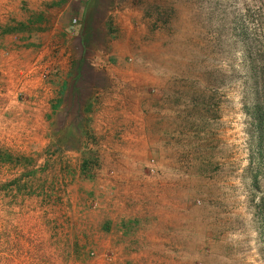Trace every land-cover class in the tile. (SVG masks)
<instances>
[{"label":"rangeland","instance_id":"obj_1","mask_svg":"<svg viewBox=\"0 0 264 264\" xmlns=\"http://www.w3.org/2000/svg\"><path fill=\"white\" fill-rule=\"evenodd\" d=\"M0 264H264V0H0Z\"/></svg>","mask_w":264,"mask_h":264},{"label":"crops","instance_id":"obj_2","mask_svg":"<svg viewBox=\"0 0 264 264\" xmlns=\"http://www.w3.org/2000/svg\"><path fill=\"white\" fill-rule=\"evenodd\" d=\"M79 25L71 27L69 20H66V22H65V35H67L69 37V41L67 42L66 37H65V45L70 46L74 42V41H72V37H76L79 34V31H80Z\"/></svg>","mask_w":264,"mask_h":264}]
</instances>
